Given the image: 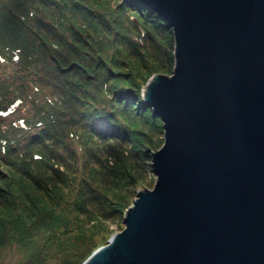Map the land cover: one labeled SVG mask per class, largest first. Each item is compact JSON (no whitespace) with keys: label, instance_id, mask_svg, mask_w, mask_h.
I'll return each instance as SVG.
<instances>
[{"label":"water","instance_id":"obj_1","mask_svg":"<svg viewBox=\"0 0 264 264\" xmlns=\"http://www.w3.org/2000/svg\"><path fill=\"white\" fill-rule=\"evenodd\" d=\"M141 1L175 40L142 93L157 180L83 264H264V0Z\"/></svg>","mask_w":264,"mask_h":264},{"label":"rangeland","instance_id":"obj_2","mask_svg":"<svg viewBox=\"0 0 264 264\" xmlns=\"http://www.w3.org/2000/svg\"><path fill=\"white\" fill-rule=\"evenodd\" d=\"M37 1L39 17L51 26H58L66 39L64 44L54 47L57 54L50 63L55 69L50 76L43 72L40 79L28 75L30 83L40 87L37 98L44 104L42 110L46 112L55 104L61 108V121L69 123L71 135L68 138L63 135L64 141L60 143V152L66 159L64 167H60L64 181L52 177V171L43 165L38 171L42 184L34 188L18 182L21 179L0 164L3 175L0 196L5 199L3 193H11L22 202L20 208L25 219H30L28 210L32 213L34 205L61 213L65 226L56 232L36 223L28 243L20 241L15 232H9L6 241L0 242V264H69L71 261L83 264L89 251L106 245L114 234L125 229L123 220L137 193L154 188L157 177L149 156L164 144L163 125L144 144V159L134 157V143L122 131L124 128L114 125L110 112L115 108L123 110L126 102L134 103L137 99L116 92L111 85L113 81H121L128 89H140L142 96L153 76H172L174 34L171 27L166 29L162 23H156L157 26L152 18L136 27L133 12L137 3L128 0H112L108 4H101L105 0ZM60 17L63 19L59 22ZM40 26L47 33L51 31L46 25L40 23ZM0 61L5 62L3 58ZM73 61L76 65H72ZM137 106L143 107L139 102ZM30 111L35 112L32 108ZM20 124L25 126L23 120ZM152 125L150 122L148 127ZM137 132L141 142L144 133ZM31 135L39 136L36 132ZM54 143L55 140L50 141V145ZM21 186L29 190L28 196ZM0 217L14 218L2 207Z\"/></svg>","mask_w":264,"mask_h":264},{"label":"trees","instance_id":"obj_3","mask_svg":"<svg viewBox=\"0 0 264 264\" xmlns=\"http://www.w3.org/2000/svg\"><path fill=\"white\" fill-rule=\"evenodd\" d=\"M70 1L73 2V0ZM111 1L105 0L101 4H108ZM128 1L137 3L135 12H133L137 19L135 20L136 27L140 23L147 24L148 20L152 18L155 24L161 25L162 23L164 28H170L164 19L160 18L141 0ZM37 2V0H0V58L5 60L4 63L0 61V112H8L17 100L21 101L13 108L12 112L7 115L0 114V164L10 168L21 179L18 182L29 184L34 188H39L38 186L42 184L38 171L39 167L43 165L52 171V177L57 176L59 180L64 181L63 170L60 167H64L66 159L60 152V143L64 141L63 135L65 137L67 135V138L71 135L68 132L69 123L64 120L62 122L60 119L61 108L54 104L46 112L43 111L44 104L37 98L40 87L35 85L37 83L33 84L28 80V75L40 79L41 72L50 76L55 69V66L50 63V60L53 62V58L57 54L54 47L56 44L66 42L65 37L59 33L58 26L55 24L51 26L50 22L39 17L40 11ZM138 4L143 9L140 10ZM57 6L59 5L57 4ZM62 19L60 17L59 22ZM40 23L46 25L51 31L49 33L43 31ZM50 36L56 39L52 40ZM47 45H49L48 48ZM72 65H76V62L73 61ZM113 82L114 85H111V89L116 88V92L121 91L125 93V96L134 98L136 96V102L130 104L126 102L123 110L115 108L110 114L114 125L118 124L119 127L124 128L122 131L127 132L129 140L134 143L136 151L134 157L144 159V144L149 141V136L153 135L154 131L158 132L160 128H163L162 120L153 115L152 109L144 103L140 89L134 91L131 88L128 89V86L121 81ZM137 102L141 103L143 107L137 106ZM27 107L29 108L24 115L23 112ZM31 108L34 109V113L30 111ZM20 120L25 122V126L20 124ZM150 122L153 123L151 128L148 127ZM138 130L144 133L141 142L138 140ZM35 132L39 136L31 135ZM149 132L152 134L148 135ZM146 135L148 136L146 137ZM60 139L63 140L60 141ZM51 140H55V145H50ZM112 169L114 172L113 167ZM0 176H3L2 173ZM21 189L25 191L26 196L29 195L28 189H24V186H21ZM3 194L6 196L5 199L0 196L2 199L0 207L8 211L14 218L0 217V242L6 241L9 232H15L21 238L20 241L28 243L31 229L36 223H39V227L56 232L65 226V218L61 213L47 211L38 206L34 207V205L32 213L27 209L30 219H25L22 217L20 208L22 202H18L11 193L4 192ZM103 197L107 198L104 194ZM107 205L114 211L112 203L108 202ZM15 212L18 215L15 216ZM48 242L51 243L52 239H49ZM92 252L93 250L89 251L88 257ZM69 264H75V262L71 261Z\"/></svg>","mask_w":264,"mask_h":264}]
</instances>
